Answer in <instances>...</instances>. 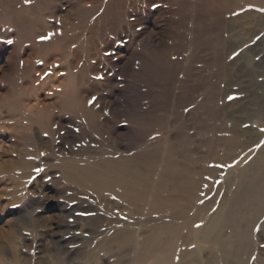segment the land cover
Here are the masks:
<instances>
[{"label": "rangeland", "instance_id": "1", "mask_svg": "<svg viewBox=\"0 0 264 264\" xmlns=\"http://www.w3.org/2000/svg\"><path fill=\"white\" fill-rule=\"evenodd\" d=\"M223 1L0 0V264L132 260L134 245L121 259L106 239L141 216L103 170L178 196L185 166H220L229 126L264 134L252 105L264 77L251 75L264 23Z\"/></svg>", "mask_w": 264, "mask_h": 264}, {"label": "bare ground", "instance_id": "2", "mask_svg": "<svg viewBox=\"0 0 264 264\" xmlns=\"http://www.w3.org/2000/svg\"><path fill=\"white\" fill-rule=\"evenodd\" d=\"M227 1L233 14L264 23V0ZM251 75L264 77V72ZM259 83L253 89L252 105L258 112L259 127L264 128V80ZM228 130L235 134V141L230 145H218L224 149V158L218 163L220 166L206 171L185 166L188 172L183 180L186 179L188 185L178 196H175L176 191L172 194L166 191L165 195L158 193L156 186L146 179L136 178L128 167L119 170L121 176L112 174L109 169L101 172L98 178L122 188L124 194L117 196L131 205L133 215L141 216L140 220L124 222L106 239L107 243L120 246L117 255L121 259L125 254L130 256L129 248L134 245V258L115 264H264V134L246 141L237 125L229 126ZM232 149L236 152L230 154ZM164 165L172 163L165 162ZM169 170L172 169H166ZM77 171L82 176H93L91 165L77 167ZM194 175L208 177L204 182L205 189H201L200 181ZM165 178L174 179L171 176ZM161 185L157 189L160 190ZM179 200L181 204H177ZM201 201L204 202L200 204ZM108 203L117 206L119 201ZM186 212L189 216L185 215ZM179 217L180 225L177 223ZM195 222H200V228L191 235L185 234L184 228ZM192 244L195 245L193 249L190 248ZM114 252L113 249L108 251L110 254ZM113 257L116 256L113 254ZM15 264L30 263L15 260Z\"/></svg>", "mask_w": 264, "mask_h": 264}, {"label": "snow or ice", "instance_id": "3", "mask_svg": "<svg viewBox=\"0 0 264 264\" xmlns=\"http://www.w3.org/2000/svg\"><path fill=\"white\" fill-rule=\"evenodd\" d=\"M37 63H39V61ZM46 75H51V73H47ZM61 75H63V73H61ZM42 78H45V77H42ZM95 79L100 80V79H102V77L98 76V77H95ZM89 103H90V106H91V104L95 103V98H93V100H91ZM40 171H43V170L42 169H37V172H40Z\"/></svg>", "mask_w": 264, "mask_h": 264}]
</instances>
